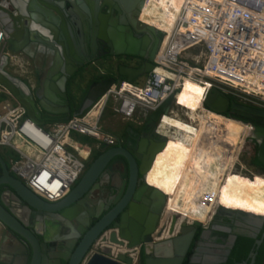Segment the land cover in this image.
Masks as SVG:
<instances>
[{"label":"water","instance_id":"obj_1","mask_svg":"<svg viewBox=\"0 0 264 264\" xmlns=\"http://www.w3.org/2000/svg\"><path fill=\"white\" fill-rule=\"evenodd\" d=\"M3 1H6L21 17L27 19L24 26H22L24 36L25 38L30 36V41L37 43L36 45L32 44V47L38 48L37 53L40 56L39 58H36L37 55L35 58L33 57L37 75V86L34 87L6 70L10 57L8 53H3L0 56V85L8 91L18 104L24 107L27 117L39 126L66 122L71 117L82 115L116 83L117 79L109 77L98 83L91 84L78 108L72 115H69L68 81L79 68H82L86 63L96 58L95 52L98 42L105 44L108 48V51L103 55L111 57L130 56L142 60L141 64L137 67L117 66V74L125 77L126 82H133L140 76L148 74L154 68L153 60L160 46L162 33L154 27L139 23L134 18L128 22H117L116 20L106 22L105 18L99 15L101 22L98 23L95 20L99 14L97 6L95 9L88 10L82 4H79L78 7L74 3H71L70 6L65 4L64 9L61 8L62 10H59L55 7L57 4H54L55 1L59 0H36L37 4L34 0H22L23 3L21 0H0V3ZM78 2L80 3V0ZM20 4H22V7H20ZM27 4L29 5L27 7L28 12L26 11ZM143 4L144 0H141L138 7L141 9ZM59 6L61 7V5ZM52 12H55L57 17L53 16ZM0 29L5 36V45L12 51L15 35L11 34L10 31L6 33L1 24ZM44 54L47 59L45 63H43ZM204 104L208 107L209 111L219 114L226 111L228 100L219 90L212 89L208 93ZM169 105L170 100H167L151 112L144 127L153 130L159 117L168 112ZM229 108L232 113L237 115L264 120V110L262 109L238 103L231 104ZM249 126L253 127L260 137H262L259 143L258 159L264 163V127ZM153 136L156 145L153 146L146 166L144 162H142L139 168L136 166L134 160L140 161L139 155L131 158L123 149L107 150L90 164L86 172L62 200L53 203L47 201L41 202L38 196L33 194L20 180L11 175L0 155V185L9 187L15 196L25 202L30 208L61 212V215L65 219L75 221L80 227L86 225L87 220L79 217L77 206L81 203L80 199L89 190L105 162L113 157L125 158L128 161L126 168L129 183L123 202L117 204L87 232L84 233L79 228L81 232L79 235L80 241L77 243L78 240L73 238L69 242H64L68 251L58 254L59 262L55 264H60L61 261L66 264H142L141 262L133 263L130 257L121 253L113 258L111 249L115 245L117 247L126 246L128 250L142 247L145 253L143 264H181L198 227H202L203 230L199 235L195 254H193L190 260L192 264H224L226 256L230 254L237 236L253 239V249H257L260 246L262 238L256 240V233L262 225L244 227L235 223L234 226L239 232L237 236H231L228 245L222 252L223 258L221 260L210 259L207 258V226H203L197 221L187 224L184 220H180L177 223L176 216L172 215L166 235L163 237L165 227L162 226L161 230L156 231V224L150 221L149 217H146L145 208L134 206L135 208H130L129 218H127L126 214H123L121 225H119L117 232L112 233L107 240L103 239L104 247L92 254L90 253L91 251L86 254L93 242L111 220L121 212L123 206L129 200L134 187L135 174L139 173L145 179L156 154L165 147L166 138L164 136L157 133ZM105 146L103 144L102 149ZM143 193L146 196L158 199L165 206V195L147 185L146 180H144L136 199L140 200V196ZM0 221L8 229L23 237L35 247L32 239L22 232L16 224L15 219L3 210L1 206ZM127 221L128 223H126ZM175 232L178 235L168 238ZM154 235L157 238L165 239L156 241L153 239ZM253 249L248 256L250 259L249 263L245 262L244 264H254L256 253ZM202 255L203 259L201 260L199 256L201 257ZM152 256L155 259H152ZM34 258L35 256H33L31 264H37ZM23 261H26V257H24Z\"/></svg>","mask_w":264,"mask_h":264},{"label":"built area","instance_id":"obj_2","mask_svg":"<svg viewBox=\"0 0 264 264\" xmlns=\"http://www.w3.org/2000/svg\"><path fill=\"white\" fill-rule=\"evenodd\" d=\"M143 6L137 20L148 25L140 19ZM180 8L170 29L154 27L162 33V39L145 82H116L82 115L66 122L37 125L0 85V97L9 99L0 106V150L8 148L14 153L15 157L8 159V170L33 194L56 202L82 177L85 164L72 150L79 144L75 136L94 139L99 146L113 144L114 137L99 126L109 100L116 115L136 125H143L167 100L170 105L163 115H177L171 107L179 108L184 112L181 118L192 123L178 100L184 83L189 81L202 87L201 107L206 111L204 102L212 89L264 110V0H182ZM3 53L5 41L0 29V56ZM163 115L155 132L165 137L158 130ZM88 156L86 151L84 157ZM169 224L165 221L162 225L164 233ZM153 239L158 240L156 235ZM104 245L100 237L90 253ZM111 250L113 258L121 253L136 263L137 249L112 246Z\"/></svg>","mask_w":264,"mask_h":264},{"label":"flooded vegetation","instance_id":"obj_3","mask_svg":"<svg viewBox=\"0 0 264 264\" xmlns=\"http://www.w3.org/2000/svg\"><path fill=\"white\" fill-rule=\"evenodd\" d=\"M37 4V1L34 0ZM23 3V1L21 0ZM141 0H59L55 1V7L59 10L64 9V5H71L74 3L79 7V4L85 6L88 10L95 9L97 6L99 9V14L95 18V20L100 23V17H104L106 22H110L112 20H116L117 22H128L131 19H136L138 17L140 8L138 7ZM61 5V7L59 6ZM22 7V4H20ZM26 5V11L28 10ZM62 8V9H61ZM167 14L168 20V28L175 18L173 12L168 7L164 6ZM28 12V11H27ZM52 15L57 17L55 12H52ZM26 18L21 17L13 8L6 2L3 1L0 3V24L2 25L3 29L6 31L11 32L14 36V44L12 46V51H10L7 46L5 45V53H8L9 57V64L6 70L13 74L14 76L19 77L30 86H37V75H36V68L34 65V59L39 58L38 48L32 47V43L30 41V36L25 38V34L23 33ZM146 24H150L153 22V19L150 17H144L142 20ZM5 41V36H4ZM39 46V44H38ZM108 51V48L105 44L98 42L97 50L95 52L96 58L91 60L90 62L86 63L83 68H87V73H91V66L94 65V61L97 59L105 56L103 55ZM92 53V52H90ZM46 54V53H45ZM43 56V63H45L46 55ZM17 59L18 61L22 62L23 73L24 75L17 74L16 71L19 70L18 63L13 65L14 68L11 69V62L13 58ZM114 57H107L105 60ZM104 61V60H103ZM117 65H125L129 67H137L141 64L142 60L140 58H126V57H119L117 60ZM112 76V75H111ZM117 79V76H112ZM91 80V79H90ZM93 84V83H92ZM83 98V97H82ZM82 100V99H81ZM187 97L186 95H182L179 99V103L182 105V108H185L186 111L189 112V115L193 119H197L201 113L199 110V103L192 102L190 107L188 106ZM80 104V103H79ZM68 106H69V115L78 108L73 107L69 97H68ZM79 106V105H78ZM256 108V107H253ZM227 115H232L240 119L242 123L246 125H252L254 127L263 128L264 127V120H258L253 118L244 117L241 115H237L230 111V108L227 107L226 109ZM194 113V114H193ZM241 122L234 121L232 119L227 118V127L232 125L234 127L236 124H242ZM122 127L119 131H116L113 134L115 141L112 145H106L103 149L101 144L98 148L92 149L89 151V157L87 160V164L85 165L84 173L89 168L90 164L95 161L101 154L105 151L113 149H123L127 153V155L131 158L133 156L139 155L140 161L134 160L136 166L139 168L144 162L146 166L151 152L153 150V146L156 145V141L154 139L155 127L153 130H149L145 128L144 125H136L133 122L123 121ZM156 126V125H155ZM238 142L241 144H245L246 140L240 139L237 137H230L226 138L223 144V160H221V169L223 168V162L229 160V149L232 145V142ZM257 147L256 143L253 142ZM228 149V154L225 156L224 150ZM121 161V162H120ZM123 161V162H122ZM252 161V158H251ZM128 161L125 158L120 157H113L108 159L100 172L98 173L96 179L94 180L93 184L89 188V190L83 195L80 199L81 203L77 206V213L80 218L83 220H87V224L84 226H79L75 221H68L65 219L61 212H50L48 210H35L30 208L25 202L20 200L15 196L12 190L5 186L0 185V206L3 210L8 212L17 222L16 224L20 227L22 232H24L32 241L35 243V247H33L27 240L23 237L19 236L15 232L8 229L1 221H0V264H31L33 256H35L34 261L37 264H55L59 262L58 254L67 252V248L64 242H69L73 238L77 239V243L80 241L79 235L81 234L79 228L85 232H87L97 221H99L105 214H107L111 209H113L117 204L123 202L125 198L128 183H129V176L127 174L126 163ZM230 166V164H229ZM8 168V167H7ZM220 170L216 173L215 182L211 187H206L204 193L206 195V208L202 211L204 215H208V218H205L204 224L200 223L201 225H206L211 220V217L215 210L217 209L218 205L222 201L223 194H218V189L221 186V180L223 176L232 177L228 171H225L224 175H220ZM225 170V169H224ZM83 173V174H84ZM137 173V172H136ZM1 175V174H0ZM12 175V174H11ZM241 178V177H236ZM144 178L141 177L139 173L135 174L134 180V187L131 193L129 200L123 206L121 212L116 215L111 222L105 227V229L101 232L99 237L93 242L90 249L86 254H88L93 249V245L96 241L99 240L100 237L110 236L112 233L117 232L119 229V225H121L122 216L123 214L127 215V218L130 216V208L136 207H144L146 210V217H149L150 221L155 222V230H161V216L162 212L165 208L164 204L159 201L158 199H154L151 196H146V194H142L140 196V200H137L136 197L140 193V188L144 183ZM242 179V178H241ZM258 182V181H257ZM147 184V183H146ZM148 185V184H147ZM67 195V194H66ZM66 195H64L61 199L56 202L62 200ZM37 196V195H36ZM233 197V202H224L227 205L231 206H240L244 207L241 201L245 200L246 198H241L236 195H228ZM39 197V196H38ZM41 202H46V200L39 197ZM48 202V201H47ZM53 203V202H52ZM246 208V207H244ZM264 211V209H263ZM196 210L190 219L195 215ZM128 223V221L126 222ZM234 222L229 220H224L222 223L214 224V225H207V258H213L215 260H221L223 258L222 252L228 245L231 236H237L238 229L235 228ZM203 230L202 227H198L196 233L199 231V235ZM196 233L193 237V240L187 250V253L182 261L181 264H192L190 260L192 259L193 254H195V250L197 248V242L199 239V235L195 238ZM178 235L177 233L172 234L170 237H174ZM264 225L259 229L256 233V240L262 238L264 239ZM238 237V236H237ZM236 237V239H237ZM165 238H158L156 241H162ZM167 239V238H166ZM236 241V240H235ZM261 241V243H262ZM76 243V244H77ZM235 244V243H234ZM261 245V244H260ZM234 246V245H233ZM104 247V246H102ZM100 247L99 249H101ZM120 250L126 249V246L119 247ZM233 248V247H232ZM97 249V251L99 250ZM204 249V247H203ZM253 247L251 248V250ZM250 250V252H251ZM255 248L253 251L255 252ZM70 252V251H69ZM249 252V253H250ZM73 253V252H71ZM70 253V254H71ZM249 253L247 255L246 260H236L231 257V252L228 256H226V261L224 264H227L229 260L232 264H244L245 262L249 263ZM256 253V252H255ZM204 255V254H203ZM203 255L199 258L202 260ZM24 257H26V261L24 262ZM145 259L144 249L139 247L136 250V263L141 262L143 264ZM152 259L155 257L152 256ZM60 264H66L64 262H60Z\"/></svg>","mask_w":264,"mask_h":264},{"label":"bare ground","instance_id":"obj_4","mask_svg":"<svg viewBox=\"0 0 264 264\" xmlns=\"http://www.w3.org/2000/svg\"><path fill=\"white\" fill-rule=\"evenodd\" d=\"M144 17L153 19L149 24L151 27L169 29L164 5L157 0L145 1L141 21ZM187 87L189 92L185 90ZM182 91L187 93L184 95L189 107L192 102L198 101L201 113L197 119H193L186 111L192 123L182 121L177 115H163L161 121H164L160 122L158 130L166 135V144L156 154L145 179L149 186L165 195L168 213L180 220L191 221L190 216L196 210L193 221L204 224L205 218H208L202 212L207 205L204 193L206 187L214 184L216 173L220 170L224 141L230 137L250 140L256 143L259 151L262 137L253 127L243 123L227 127V118L202 108L201 101L194 97L197 93L194 83L186 81ZM224 173L225 170L221 169L220 175ZM218 194H223V198L236 195L264 202V183L223 176ZM226 219L244 227H256L264 225V211L227 205L222 199L205 226L219 224Z\"/></svg>","mask_w":264,"mask_h":264},{"label":"rangeland","instance_id":"obj_5","mask_svg":"<svg viewBox=\"0 0 264 264\" xmlns=\"http://www.w3.org/2000/svg\"><path fill=\"white\" fill-rule=\"evenodd\" d=\"M158 2L162 3L164 6L168 7L169 9L172 10L173 15L176 17L177 14L180 11V7H181V1L182 0H157ZM14 59V57H12ZM119 58L114 57V58H109L107 60L101 61V60H96L94 61V65L91 66V73H87V68H83L79 73H77L76 77H75V81L73 82L72 86H71V93L73 95V97L75 98V102L78 100V98L82 95V92L85 90L87 84L89 83L90 79L98 76V75H105V74H109V75H116L117 76V72H116V65H117V60ZM19 62V63H18ZM11 63H18L19 65V70L17 71V73L19 75H24V73L22 72L24 69L22 67V62L18 61L17 59H14ZM11 69H13L11 67ZM147 75H143L140 76L139 78H137L135 81H133V83H136L138 85H142L145 80H146ZM116 82H120L119 78H117ZM196 89H197V93L194 95L195 100L198 99L199 97H202V92L203 89L200 85L195 84ZM186 92H189V88L187 87ZM187 94L185 92H181L180 97H182L183 94ZM239 100H242L240 97L238 98ZM249 100L247 101H251V98H248ZM9 99L5 96H1L0 97V106L1 104H5ZM198 102V101H197ZM113 106L114 103L109 100L106 103V106L100 116L99 119V126L101 128V130L104 133H107L109 135H112L116 132L119 131L122 127V123L124 120H122L118 115H116L113 111ZM200 107V106H199ZM171 109H173V111L177 114V116L179 117V119H181L182 121H185V119H182L181 117H183V110L179 109V108H175V107H171ZM199 110L201 111V109L199 108ZM163 120V119H162ZM164 121V120H163ZM161 121V123L163 122ZM125 122V121H124ZM186 122V121H185ZM79 144H76L77 150H74L72 148V150L74 151V153L84 162V164H87V160L84 157V153L86 151H91L92 149L94 150L96 148V146H99V143L94 140V139H90L87 137H83V136H77L75 139ZM239 142V141H238ZM237 141L232 142V145L230 146L229 149V169H228V173L232 176V177H241L242 179H246V180H253V181H258V182H262L264 183V170H258L256 167L251 165V158L253 156V154L255 153V144L253 143V141L247 140L246 143L243 145L241 143H238ZM3 149H7L8 148H3ZM2 150V149H1ZM0 150V151H1ZM10 151V150H9ZM89 157V156H88ZM224 196V195H223ZM222 199L224 202H233L234 199L233 197L230 196H225ZM244 207L251 209V210H256V211H263L264 209V203H260L257 200H253L250 198H246L245 200L241 201V203ZM167 216H171L170 213H168L166 211V208H164L163 212H162V216H161V226L164 224L165 221H169L170 222V218L167 219ZM184 222H189L192 223V221H189L188 219H183ZM181 220V221H183ZM180 222V219L177 218V223ZM119 248L116 245L114 246V248Z\"/></svg>","mask_w":264,"mask_h":264},{"label":"trees","instance_id":"obj_6","mask_svg":"<svg viewBox=\"0 0 264 264\" xmlns=\"http://www.w3.org/2000/svg\"><path fill=\"white\" fill-rule=\"evenodd\" d=\"M107 57H111V56L105 55V56H103V57H101V58H99L97 60L103 61ZM116 57L117 58H119V57L137 58V57H130V56H116ZM82 69H83V67L79 68L78 71L69 79L68 84H67V95H68L73 107H78L79 103L81 102L82 97H84V95L86 94L89 86L92 83H98L101 80H104L106 78L112 77L109 74H105V75H98V76L92 78L89 81V83L87 84L85 90L82 92V95L75 102V98L73 97V95L71 93V86H72L73 82L75 81V77H76L77 73H79ZM145 75H147V74H145ZM117 78H119L120 81H125L126 80L125 77L119 76L118 74H117ZM224 96L228 100V106H227L228 108L230 107L231 104H234V103L243 104V105H246V106H249V107H254L250 103L242 102L241 100H239L236 96H234L232 94L227 93V94H224ZM201 99H202V97L201 98L199 97L197 100L202 101ZM205 107L207 108V110H209L207 106H205ZM219 115H221V116H223L225 118H228V119H233L235 121L241 122L240 119H237V117L232 116V115H227L226 112L219 113ZM257 151H258V148H255V153L252 156L251 165L256 167L258 170H262L263 171L264 170V165L261 164L258 161ZM224 154H225V156H227V154H228V149L227 148L224 150ZM0 155H1L2 159L4 160V162L6 163L7 167H9L8 159L11 158V157L12 158L15 157L14 153L12 151L7 150V149H2L0 151ZM223 168L225 169V171H228L229 163L227 161L223 162ZM0 174H1V170H0ZM259 202L260 203H264V202H261V201H259ZM198 235H199V231L196 233L195 238H197ZM253 245H254V240L253 239L248 238V237L238 236L236 241H235V244H234L233 248L231 249V257L236 259V260H241V261L242 260H246L247 255L250 252V250L253 247ZM255 252H256V256H255L254 264H264V239H263L261 245L255 250ZM227 264H232V262L229 260V262Z\"/></svg>","mask_w":264,"mask_h":264},{"label":"crops","instance_id":"obj_7","mask_svg":"<svg viewBox=\"0 0 264 264\" xmlns=\"http://www.w3.org/2000/svg\"><path fill=\"white\" fill-rule=\"evenodd\" d=\"M14 60V59H13ZM15 64H17V63H12L11 64V66H12V68H14V66L13 65H15ZM13 71H15L16 73H17V71H16V69L14 68V70ZM18 74V73H17ZM183 109H185V108H183ZM46 126V125H45ZM75 137H77V136H75ZM193 219H194V216L190 219L191 221H193Z\"/></svg>","mask_w":264,"mask_h":264}]
</instances>
